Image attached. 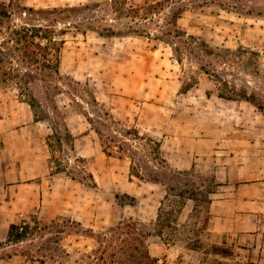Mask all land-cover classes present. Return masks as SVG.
Listing matches in <instances>:
<instances>
[{
	"label": "rangeland",
	"instance_id": "374dc122",
	"mask_svg": "<svg viewBox=\"0 0 264 264\" xmlns=\"http://www.w3.org/2000/svg\"><path fill=\"white\" fill-rule=\"evenodd\" d=\"M0 1L14 18L0 33L1 45L11 51L0 62V186L8 181L2 149L19 143L10 130L22 126L27 93L39 100L38 115L46 110L53 117L45 203L26 208L19 193L0 188V264H96L95 251L119 250L100 236L130 218L137 221L143 247L161 263L264 264V233L214 230L207 200L214 197L208 190L221 189L214 174L219 168L245 160L249 177H255L264 167V0H127L139 8L134 19L117 18L111 4L121 0ZM86 4L92 10H83ZM24 6L79 10L72 18L31 20L52 23V31L40 33L53 42L48 50L31 44L26 54L22 49L13 57L16 39L24 35ZM181 6L185 10L173 24L172 10ZM95 19L122 27L136 22L143 34L106 38L86 29L85 22ZM233 88L261 108L217 95ZM147 127L156 128L158 138ZM151 138L164 158L175 143L187 148L184 163L197 149L193 167L170 166L175 156L169 165L161 163ZM36 153L41 151L27 155L34 159ZM134 171L158 180L140 179ZM167 186L183 193L171 195L181 211L178 225L160 236L156 220ZM22 219L31 234L6 244L9 225Z\"/></svg>",
	"mask_w": 264,
	"mask_h": 264
},
{
	"label": "crops",
	"instance_id": "0c3cea01",
	"mask_svg": "<svg viewBox=\"0 0 264 264\" xmlns=\"http://www.w3.org/2000/svg\"><path fill=\"white\" fill-rule=\"evenodd\" d=\"M9 113L11 114V111ZM23 116L25 119L22 126L10 130V134L16 133L20 137L19 143L5 145L2 149V164L6 165L8 181L0 188L9 190L11 193H19V202L27 208L40 206L46 200L42 195H44V177L47 174L51 175L49 170L51 167L48 165L50 147L47 141L52 132V126L48 120L36 119L34 110L29 104ZM148 128L144 131L152 130L156 133L154 135L156 137L158 133L156 128ZM88 129L87 127L86 130ZM89 133L90 131L84 133L83 137L88 136ZM34 141H37L36 145ZM38 150L41 153H36L34 159L27 155V152L35 153ZM191 151L188 163H184V157L187 158L188 155L187 148L180 143L178 145L175 143L173 149L165 151L164 156H166L168 165L171 157L175 156L177 162L171 163L170 166L190 169L199 153L197 149ZM238 162L239 164H232L224 170L219 168L214 173L218 187L221 189L213 192L214 197L211 200L212 228L218 231L228 230L234 234L254 236L260 232L264 233V167L258 176L249 177V172L246 171V161ZM261 251H264V246L261 247Z\"/></svg>",
	"mask_w": 264,
	"mask_h": 264
},
{
	"label": "trees",
	"instance_id": "16d2710c",
	"mask_svg": "<svg viewBox=\"0 0 264 264\" xmlns=\"http://www.w3.org/2000/svg\"><path fill=\"white\" fill-rule=\"evenodd\" d=\"M127 0H121V1H115L113 4H111L112 9H114V12L116 13L117 18L120 16H126L129 18H135L138 16L139 8L133 7V6H127ZM83 10H92L89 5H84ZM146 8H144L145 10ZM150 9V8H148ZM147 9V11H148ZM180 9V10H178ZM178 9L172 10L171 18H173L174 21L173 24L177 23V20L179 17H181V14L184 12L185 8L184 6H181ZM79 8L76 7H51V8H35V7H22V13H24V19H26L25 25L21 28L24 32L20 38L16 39L18 41V46L13 48L12 55L15 56L16 51H22L24 49V53L28 51L27 48L31 46V44H34L36 47H38L41 50H48L49 49V42H53L46 33H40L42 30L44 31H52L51 24L47 23V25L41 24V23H33L31 20L33 19H40L46 21H55L58 20V18H72L73 13L78 11ZM82 10V11H83ZM177 11L179 13H177ZM149 12V11H148ZM21 13V14H22ZM170 19V18H169ZM171 20V19H170ZM14 22L13 13L11 10L8 9V6L0 1V33L3 31V29L10 27ZM86 29L92 30L97 32L100 36L106 37V38H114V37H123V36H129L133 33L136 34H143L142 31H139V28L142 27V25H136V22L127 23V25H124L122 27L121 25H118L116 23L109 22L107 20H100L95 19L91 21L85 22ZM79 26V25H75ZM144 26V25H143ZM176 26V25H175ZM20 33L19 31H17ZM162 36L165 37L167 35L166 31H162ZM149 34V33H148ZM165 38L168 39L166 36ZM47 40V43H42V40ZM11 51H8L5 49L4 46L0 43V62L2 63L5 56H9ZM55 59L58 60V56H55ZM21 61L26 62V64H29V60L27 59H21ZM29 66V65H28ZM204 70L206 73H209L207 69ZM55 71L58 72L56 69ZM5 74V73H4ZM40 79V78H39ZM21 80V79H19ZM26 84H28V81H25ZM235 88L232 89L231 92L233 93H226L223 91H219L217 95L222 98H226L229 100H247L253 102L258 108H261V103L256 101L255 99H252L251 96H249L246 92H244L242 95H238L235 92ZM89 92V91H88ZM28 95V104L32 107L34 110V116L36 119H44L48 120L50 123L53 119L52 113H49L48 111H44V115L40 116L38 115L37 111H35V108L39 105L40 102L38 99H36V96L33 94L32 91L30 93H27ZM88 116V119L91 122V118L89 114H86ZM96 131L99 133V131L96 129ZM134 134H139V129L135 127ZM68 132H70L68 130ZM71 137L73 136L72 133ZM150 138V137H149ZM50 136L48 138V146H51V143L49 141ZM152 141H154L151 138ZM157 145L156 149L157 152L160 153V143L159 141H154ZM160 161L161 163H166V159L161 155L160 153ZM131 174L136 175L140 179H146L151 182H157L158 177L154 175H150V179H147L144 177L141 173L138 171H134ZM214 179V177H213ZM213 184L216 185V183L213 181ZM166 193L164 197L160 201V205L158 207V214H157V220H156V226H158V234L160 236H163V230L166 227L171 226H177L178 225V213H180L181 208L180 205H177L176 202L180 203V201L171 198V195H177L181 197L183 193H175V187L173 186H167ZM214 190L210 189L208 190V193H213ZM190 199H194L193 195L189 196ZM208 202L211 201V198L207 197ZM177 215V216H176ZM32 221H35L34 218L31 219ZM180 225V224H179ZM31 225L29 222H27L25 219H22L19 222H12L9 225L7 235H6V244H10L13 242L21 241L23 239H26L31 234ZM90 230V229H89ZM117 231L116 233L114 231ZM112 232V233H111ZM110 235L108 233H103L100 237L102 238V241H106L107 245L109 247L115 246L116 243L119 244L118 248L119 250L116 251H107L104 247V251H95L99 252V255L95 257L96 259H99V262L96 264H168V263H161L159 261V257L152 254L150 251L145 249L143 247V238L142 233L139 231V228L137 226V221H134L132 218H130L127 221H120L118 224L110 230ZM4 242H0V246L3 245ZM93 256V255H88ZM244 264H254L251 262L244 263Z\"/></svg>",
	"mask_w": 264,
	"mask_h": 264
}]
</instances>
